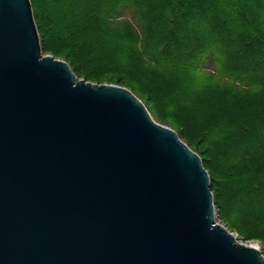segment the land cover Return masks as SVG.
<instances>
[{"label":"water","instance_id":"water-1","mask_svg":"<svg viewBox=\"0 0 264 264\" xmlns=\"http://www.w3.org/2000/svg\"><path fill=\"white\" fill-rule=\"evenodd\" d=\"M0 264H264L174 130L42 54L30 0H0Z\"/></svg>","mask_w":264,"mask_h":264},{"label":"rangeland","instance_id":"rangeland-1","mask_svg":"<svg viewBox=\"0 0 264 264\" xmlns=\"http://www.w3.org/2000/svg\"><path fill=\"white\" fill-rule=\"evenodd\" d=\"M84 1L91 11L103 14V19L92 18L85 29L76 28L67 35L71 36L63 37L55 28L51 3L30 0L42 54L66 61L77 78L128 89L155 122L174 130L200 156L208 172L215 221L237 241L257 248L264 256V153H241L250 157L244 162V173L251 179L249 184L226 182L222 177L224 163L227 156L230 158L237 152V144L234 137H230L229 143L220 134L236 115L256 120L259 130L264 131V118L260 116L264 95L248 88L236 91L231 86L234 79L226 73L237 61L230 58L227 46L212 51L213 64L205 62L212 68L209 73L191 71L186 67L188 56L183 48L186 41L167 46L163 51L148 9L145 8L141 18L146 26L143 33L138 16L133 19L129 12L114 14L112 18L105 16L111 0ZM70 6L77 8L75 4L67 5ZM120 20L131 22L136 33L120 25ZM213 68L225 73L220 83ZM257 177H262L259 191L252 186Z\"/></svg>","mask_w":264,"mask_h":264},{"label":"trees","instance_id":"trees-1","mask_svg":"<svg viewBox=\"0 0 264 264\" xmlns=\"http://www.w3.org/2000/svg\"><path fill=\"white\" fill-rule=\"evenodd\" d=\"M48 1L52 5L51 13L55 28L63 37L69 33L73 34L76 28L85 29L92 18L103 19V14L100 16L97 12L91 11L85 6L84 0ZM110 2V5L106 6V17L112 18L114 14L118 16L129 12L133 19L138 16L143 33L146 26L141 21L142 14L146 9L151 11L155 33L161 42L159 45L163 46V51L167 46H178V42L186 41L183 48L188 56V66H186L188 70H201L204 75L209 73L212 68L205 62L213 64L212 51L227 46L231 51L230 58L237 61L235 65L230 66L229 74L226 73L228 77L234 79L233 83H230L231 86L236 91L248 88L264 95V0H150V2L111 0ZM156 2L159 4L155 5ZM74 4L77 8L67 7ZM120 25L128 26L133 33L135 32L134 25L132 26L128 20H120ZM134 35L138 37L137 34ZM240 59L242 61L239 63ZM213 71L216 73V80L220 83L223 80L221 75L225 76V73L218 72L217 68H213ZM259 94L257 95L261 97L262 95ZM261 115L264 118V108ZM255 123L257 121L248 119V116L236 115L232 117L228 127L220 133L229 143L232 141L230 137H234L237 144V152H234L235 154L230 158L227 156L228 160L224 163L222 177L226 182L245 185L251 181L244 173L245 163L250 157L241 153H264V131H260L259 125ZM250 140L252 143L249 142ZM242 143L246 145L242 146ZM227 152L229 153L228 145ZM239 154L241 155L238 157ZM261 180L262 177H257L252 181L256 191L260 190Z\"/></svg>","mask_w":264,"mask_h":264}]
</instances>
